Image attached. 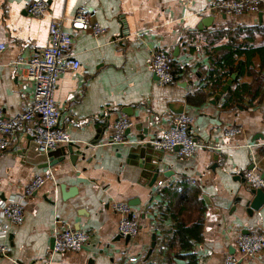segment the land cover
Segmentation results:
<instances>
[{
	"label": "crops",
	"instance_id": "obj_1",
	"mask_svg": "<svg viewBox=\"0 0 264 264\" xmlns=\"http://www.w3.org/2000/svg\"><path fill=\"white\" fill-rule=\"evenodd\" d=\"M33 1L0 0V45L5 46L0 50V107L14 118L32 105L34 85L21 75L26 62L49 46L52 20L62 19L81 67L60 77L55 101L76 157L73 161L70 144H64L49 160L24 132L10 150L0 151V203L19 198L37 175L51 174L27 200L23 224L0 236V246L9 248L0 264L43 262L58 220L87 232L90 240L79 252L54 255V264H133L130 257L138 264H167L171 257L175 264H189L175 257L177 245L171 250L164 244L174 223L164 191L178 183L200 190L204 200L203 239L191 252L197 264H223L229 256L238 264H264V251L247 259L237 248L240 235H264V207L250 215L247 206L253 199L248 186L264 190V62L256 54L244 75L231 74L220 88L208 78L233 43L246 44L247 51L264 50V0L257 13L243 15L218 8L229 0H42L48 5L43 17L28 14ZM81 9L93 19L74 28L71 21ZM93 26L106 32L95 36ZM158 50L174 58V81L168 86H160L151 69V54ZM245 60L241 56L238 62ZM233 76L228 92L217 99ZM242 84L248 90L235 96ZM202 89L210 95L207 101L189 104L187 97ZM180 113L194 120L193 140L209 146L191 159L148 145ZM124 116L133 122L125 144L111 145L114 125ZM230 128L241 133L228 136ZM115 204H129L137 212V237L120 236ZM179 204L174 200L170 206L177 211ZM182 217L190 224L197 213L190 209Z\"/></svg>",
	"mask_w": 264,
	"mask_h": 264
},
{
	"label": "built area",
	"instance_id": "obj_2",
	"mask_svg": "<svg viewBox=\"0 0 264 264\" xmlns=\"http://www.w3.org/2000/svg\"><path fill=\"white\" fill-rule=\"evenodd\" d=\"M261 0H229L223 1L218 8L228 15H243L257 13ZM27 12L33 17H43L48 12L45 1L35 0L27 7ZM93 15L78 10L72 19L74 28L89 26ZM62 19H53L49 29V46L36 52L27 62L25 72L21 75L23 82L34 85L32 105L14 118H7L0 107V151L10 150L17 135L24 132L32 138L42 154L55 151L59 146L72 142L68 132L61 126V110L55 101V91L60 77L67 72L80 69V62L72 54L73 35L62 27ZM94 35L100 36L106 32L99 26L92 27ZM5 48L0 45V50ZM151 69L157 77L160 86H168L174 81V58L165 50L153 51L151 54ZM194 120L188 114L182 113L173 117L171 128L160 138L150 142L153 148L169 153H177L182 159L194 158L199 149L208 148L193 140L192 124ZM133 126L131 119L120 118L114 125L115 135L109 144L122 145L126 141V132ZM241 133L240 128H230L228 136ZM250 149L253 146H248ZM51 178V174L37 175L31 184L17 199H10L0 203V236H7L12 226H20L25 219L27 200L37 194ZM262 185V181L258 180ZM162 186V182L159 183ZM115 212L119 215L118 233L127 239L135 238L140 233L139 215L129 204H115ZM90 235L85 231H76L59 220L53 231V247L50 256L37 264H54L53 257L57 254L79 252L87 243ZM237 248L242 257L252 259L264 251V235L258 232L240 235ZM131 254V250H127ZM9 248L0 246V256H8ZM129 261L138 264L137 257H130ZM223 264H238L234 256L227 257Z\"/></svg>",
	"mask_w": 264,
	"mask_h": 264
},
{
	"label": "trees",
	"instance_id": "obj_3",
	"mask_svg": "<svg viewBox=\"0 0 264 264\" xmlns=\"http://www.w3.org/2000/svg\"><path fill=\"white\" fill-rule=\"evenodd\" d=\"M248 31H251V29H248ZM246 47L248 48L246 44L239 45L235 43L226 47V53L220 58L217 67L211 71L208 77L209 82L217 88H220L226 83L227 78H229L231 74L238 72L240 76L244 75L245 69L250 67L251 59L256 54H259L264 62V50L251 48L250 51H247L244 49ZM241 56H245L246 60L238 62ZM221 70L226 71L221 74ZM247 88L248 86L242 84L235 91L234 95L238 96L240 92H246L248 90ZM203 90L204 89L196 94L188 96L187 102L195 106L204 104L210 95L205 94ZM228 106H230V101L225 105V107ZM164 198L165 200L169 199L167 203V213L171 214L174 222L172 228L165 233V247L172 250L173 246L177 245L178 250L175 252L176 258L185 257L188 259L189 264H197L196 258L191 252L194 246L203 239V214L205 212V207L201 192L198 189L188 188L185 183H178L176 186H170L164 191ZM174 200L180 201L177 211L170 206ZM190 209H192L193 213H197V217L189 224L182 216ZM174 261L175 260L171 257V259L167 261V264H175Z\"/></svg>",
	"mask_w": 264,
	"mask_h": 264
},
{
	"label": "water",
	"instance_id": "obj_4",
	"mask_svg": "<svg viewBox=\"0 0 264 264\" xmlns=\"http://www.w3.org/2000/svg\"><path fill=\"white\" fill-rule=\"evenodd\" d=\"M236 79L235 76L232 77V80L228 82V84L223 88V90L220 92L219 96L217 97V99L219 97H222L226 92H228L230 86L232 85L233 81ZM182 114V113H180ZM150 147L153 148V146L151 144H148ZM59 153L56 152V151H52V152H49L47 155V157L49 158V160H52L53 161V157L57 156V154ZM68 153L71 155L72 157V160H73V157H76L75 154H74V145L70 144L69 148H68ZM74 161V160H73ZM54 164H49V166H53ZM156 173V171H155ZM159 176V172L157 174H155L154 176V182L157 180ZM263 180V178L261 179ZM249 190H251V194L253 196V199L248 201L247 203V206H248V213L250 215H253L254 212H257L259 211L260 209H262L264 207V190L262 188H254V187H250L248 186L247 187ZM127 241L129 240V238L126 239Z\"/></svg>",
	"mask_w": 264,
	"mask_h": 264
}]
</instances>
